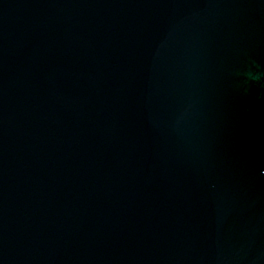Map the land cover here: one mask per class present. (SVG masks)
Returning a JSON list of instances; mask_svg holds the SVG:
<instances>
[{
    "label": "water",
    "instance_id": "1",
    "mask_svg": "<svg viewBox=\"0 0 264 264\" xmlns=\"http://www.w3.org/2000/svg\"><path fill=\"white\" fill-rule=\"evenodd\" d=\"M0 264H264V0H0Z\"/></svg>",
    "mask_w": 264,
    "mask_h": 264
}]
</instances>
